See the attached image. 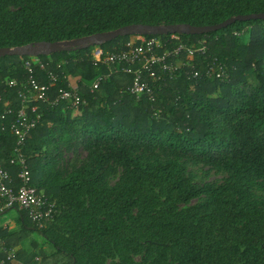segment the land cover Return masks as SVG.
I'll return each instance as SVG.
<instances>
[{"label":"trees","instance_id":"16d2710c","mask_svg":"<svg viewBox=\"0 0 264 264\" xmlns=\"http://www.w3.org/2000/svg\"><path fill=\"white\" fill-rule=\"evenodd\" d=\"M259 12L264 13V0H0V48L73 40L132 24L213 25ZM179 36L190 46L204 39L206 49L187 60L181 57L192 68L160 75L152 108L128 93L131 74L109 72L102 62L106 52L122 49L128 35L98 44L101 61L96 64L90 59L93 45L37 56L42 63L33 69L37 81L48 82L41 69L58 76L49 83V98L67 88L66 76L85 104H42L41 117L26 137L22 153L30 182L56 207L40 228L19 210L16 230L0 228V238L15 249V260L264 264V198L255 194L264 192V19ZM25 58L0 57V80L22 79ZM212 60L226 76L206 75ZM192 69L199 71L197 77ZM9 99L18 105L9 89L0 99V114ZM10 119L7 115L0 130V159L15 179L17 168L7 162L14 140ZM64 133L85 150L68 172L44 155ZM186 159L227 175L221 183L197 185L184 173ZM110 163L121 167L114 184L105 180ZM31 231L52 252L34 241L31 251L24 249ZM0 264H10L1 251Z\"/></svg>","mask_w":264,"mask_h":264},{"label":"built area","instance_id":"2783aa9c","mask_svg":"<svg viewBox=\"0 0 264 264\" xmlns=\"http://www.w3.org/2000/svg\"><path fill=\"white\" fill-rule=\"evenodd\" d=\"M165 38L158 36H146L145 34L128 35L123 47L117 51L106 52L102 62L108 67L109 72L121 70L132 76L127 91L135 100L146 99L150 108L155 102V82L160 75L171 72L176 68L192 65L184 59L191 58L195 54H203L206 46L205 40L198 41L196 46L184 43L178 33H166ZM168 45L170 47L166 48ZM90 59L93 64L100 62V51L97 49ZM42 68V63L37 56H27L23 59L25 71L22 79L8 78L0 80V99L2 94L9 89L15 92L18 105L13 107L9 99L7 105L2 108L0 114V130L5 127L4 119L11 115L8 121V129L14 137L13 145L7 156L9 165L15 166L17 171L15 179L2 166L0 159V214L8 209H16L26 214L30 222L37 228L48 223L55 213V201L39 193L31 184L30 172L22 148L29 131L38 123L41 117L42 104H54L57 101H65L70 107L84 105L85 99L79 96L77 89L71 84L69 78L67 88L55 90L54 98H49L50 82L58 80L57 74L50 70L41 69L48 82H39L34 76L33 69ZM206 75L216 78L226 76L220 63L212 60L204 68ZM42 72V73H43ZM199 71L192 69L191 76L197 77ZM100 78L92 83L95 88ZM5 227V225H3ZM0 251L5 254V260L10 264L15 261V249L7 247L0 238Z\"/></svg>","mask_w":264,"mask_h":264},{"label":"rangeland","instance_id":"374dc122","mask_svg":"<svg viewBox=\"0 0 264 264\" xmlns=\"http://www.w3.org/2000/svg\"><path fill=\"white\" fill-rule=\"evenodd\" d=\"M92 53L97 50V44H91ZM70 82L73 84V79L69 78ZM253 80L251 79V82ZM66 134H62L59 137L58 145L55 147L50 145L44 155L47 157H53L54 166L59 168L64 172H68L74 167H76L80 161L85 156V150L82 148V145L79 143V140L68 139L66 140ZM184 173L185 175L195 184L202 185L204 183H221L225 177L226 172L215 166H211L200 161H196L193 159H186L184 162ZM121 174V167L116 164L110 163L108 168V173L105 175V180L109 184H114L119 178ZM255 194L264 198V192L255 191ZM197 200L194 199L191 202L194 203ZM18 212L16 209H8L0 214V228H3L5 225V230H16L18 228ZM36 242L38 244L42 243V237L35 231H31L29 236L26 238L25 248L27 251H31L32 248L30 246V242ZM43 245V244H41ZM13 264H23L17 260L13 261Z\"/></svg>","mask_w":264,"mask_h":264},{"label":"water","instance_id":"95a60500","mask_svg":"<svg viewBox=\"0 0 264 264\" xmlns=\"http://www.w3.org/2000/svg\"><path fill=\"white\" fill-rule=\"evenodd\" d=\"M251 19H264V13H246L237 14L213 24L202 26H191L186 24L175 25H141L132 24L113 31L97 33L90 36L80 37L73 40L55 42V43H29L15 47H1L0 57L8 56H38L48 55L51 52L57 51H70L75 48L87 47L91 44H100L102 42L110 41L118 36H127L131 34H149V35H162L166 33L178 34H202L208 31H215L224 28L236 21H247Z\"/></svg>","mask_w":264,"mask_h":264},{"label":"crops","instance_id":"0c3cea01","mask_svg":"<svg viewBox=\"0 0 264 264\" xmlns=\"http://www.w3.org/2000/svg\"><path fill=\"white\" fill-rule=\"evenodd\" d=\"M25 243H26V239L23 240L22 244H23V247H25ZM42 243L38 244L39 247H42L47 253H50L52 252V247L48 244H43L41 245Z\"/></svg>","mask_w":264,"mask_h":264}]
</instances>
